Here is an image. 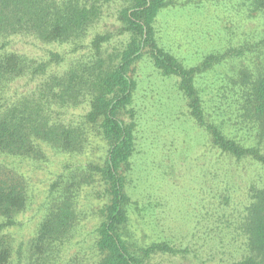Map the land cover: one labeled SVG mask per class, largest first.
<instances>
[{
    "label": "rangeland",
    "instance_id": "1",
    "mask_svg": "<svg viewBox=\"0 0 264 264\" xmlns=\"http://www.w3.org/2000/svg\"><path fill=\"white\" fill-rule=\"evenodd\" d=\"M165 1V8L153 24L158 45L187 69L197 68L209 56L215 60L194 80L203 122L191 114L178 78L162 75L147 58L133 67L131 74L137 83L134 116L124 118L137 124L133 168L127 175V238L137 251L153 244L168 245L170 251L153 255L151 262L155 264H238L242 242L236 236L233 213H212L207 205L211 199L214 201L213 197L218 201L229 191L235 193L233 198H242L243 190L256 178V168L246 160L235 161L214 149L206 127L214 125L246 146L258 142L238 83L242 72L253 74L264 68V10L257 11L254 0ZM123 7V0L106 5L85 44L89 45L98 34H113L105 52L121 51L130 39L129 35L118 34V13ZM11 41L10 51L39 61L47 60L50 53L63 55L65 61L52 68L58 74L69 68L72 59L86 53L71 54V46H50L30 37ZM37 83L18 80L9 96L17 98ZM88 109L84 104L59 110L60 118L76 126ZM107 150L106 142L91 134L81 154L59 155L47 150V161L39 163L7 159V166L25 176L30 191L26 210L5 231L15 251L14 258L20 256L18 252H25L46 212L52 209L49 191L61 175L64 189L55 197L60 203L71 197L80 221L78 218L77 230L62 247L60 264L75 257L81 264L98 263L96 229L100 209L107 200L95 170L104 165ZM83 170L93 180L81 188ZM71 179L76 186L70 191L67 187ZM209 217L223 220L220 224L208 223Z\"/></svg>",
    "mask_w": 264,
    "mask_h": 264
},
{
    "label": "trees",
    "instance_id": "2",
    "mask_svg": "<svg viewBox=\"0 0 264 264\" xmlns=\"http://www.w3.org/2000/svg\"><path fill=\"white\" fill-rule=\"evenodd\" d=\"M112 1L0 0V264H60L62 247L77 230L79 218L71 197L62 203L55 197L64 189V176L59 175L49 191L52 209L46 212L25 252H18L20 256L14 258L15 251L5 231L26 210L30 191L25 176L7 166V159L39 163L47 161V150L59 155L81 154L91 134L108 145L104 165L95 170L107 200L100 209L96 229L97 264H155L151 262L153 255L171 250L159 243L137 251L127 238V175L133 168L137 141L136 122L124 119L134 116L137 83L131 73L140 60L147 58L162 75L178 78V87L189 100L191 114L203 122L194 80L215 57L209 56L197 68L187 69L158 45L153 24L166 6L165 0H123L124 7L118 13V34L129 35L130 39L118 53L105 52L113 34H98L89 45L85 44L91 28ZM253 2L257 11L264 10V0ZM15 37L35 38L50 46L68 45L71 54L86 53H80L64 73L58 74L52 68L65 61L63 55L50 53L47 60L39 61L10 51ZM18 80L38 83L17 99L9 93ZM238 86L244 96V110L251 119L249 124L257 130V144L246 146L211 124L206 129L214 149L235 161H248L257 175L243 190L242 198H233L235 193L229 191L218 201L215 197L208 201L207 209H212V213H233L236 236L242 242L238 264H264V68L253 74L242 72ZM84 104L89 109L78 125L65 124L60 118L59 110ZM86 173L83 170L81 188L93 180ZM75 186L76 181L71 179L68 187L65 182V191L66 187L70 190ZM222 220L206 219L218 224ZM64 264L81 262L75 257Z\"/></svg>",
    "mask_w": 264,
    "mask_h": 264
}]
</instances>
